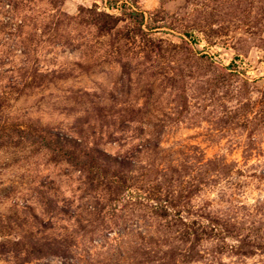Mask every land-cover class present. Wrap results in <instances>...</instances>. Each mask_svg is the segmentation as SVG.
Listing matches in <instances>:
<instances>
[{
	"label": "rangeland",
	"instance_id": "obj_1",
	"mask_svg": "<svg viewBox=\"0 0 264 264\" xmlns=\"http://www.w3.org/2000/svg\"><path fill=\"white\" fill-rule=\"evenodd\" d=\"M0 264H264V0H0Z\"/></svg>",
	"mask_w": 264,
	"mask_h": 264
}]
</instances>
